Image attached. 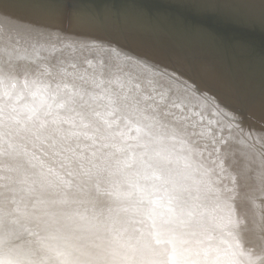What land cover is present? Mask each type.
I'll return each instance as SVG.
<instances>
[{"label":"snow or ice","instance_id":"6c2138e0","mask_svg":"<svg viewBox=\"0 0 264 264\" xmlns=\"http://www.w3.org/2000/svg\"><path fill=\"white\" fill-rule=\"evenodd\" d=\"M190 6L226 9L242 23L259 7L264 24V0H192ZM18 7L36 23L45 20L60 30L5 17L0 25L37 38L55 35L61 42L65 24L87 35L109 22L108 13L93 11L83 0H19ZM14 52L8 53V70L0 68V264H256L242 250L238 237L245 226L234 217L226 192L221 200L206 188L203 200L210 193L218 201L213 208L192 195L188 176L157 131L170 122L146 123L119 94L101 104L102 97L65 82L63 73L57 81L30 77L33 70ZM140 62L162 86L161 100L175 88L168 104L197 99L205 108L202 119L215 113L216 126L200 125L211 128L213 140L218 133L223 140L228 125L239 126L238 111L222 98L248 103L239 72L218 77L220 93H213L175 69ZM149 220L147 232L134 227ZM214 234H226L228 246L214 245ZM257 239L264 253V219ZM161 244L168 246L163 252Z\"/></svg>","mask_w":264,"mask_h":264},{"label":"bare ground","instance_id":"6f19581e","mask_svg":"<svg viewBox=\"0 0 264 264\" xmlns=\"http://www.w3.org/2000/svg\"><path fill=\"white\" fill-rule=\"evenodd\" d=\"M83 2L93 11L98 13L104 11V13L109 14V22L105 29L85 35L72 28L64 30L65 25H63L62 31H60V36L63 37V42H61V39L55 35L50 38H37L27 33L17 34L15 31H10V26L7 24L0 25V68L8 70L10 59L8 53L12 48H15L16 52L12 53V56L30 66V69L33 70L29 72L30 77L34 76L30 73L41 67L44 71H41L40 75L48 76L45 72L49 69L50 72H54L59 65H68L69 63L67 61L60 62L52 67L50 62L40 63L36 60L33 62L31 61L33 57L29 54L36 53V51L31 48L35 50H38V47L53 49L60 44L66 47L65 51L67 50L68 54L75 56L76 53L73 48H78L76 45L85 44L70 39L85 38L84 40H91L94 43L113 46L109 43L110 40L106 38V32L114 35L117 40L123 41L124 38L127 41H134L135 44L145 45L140 49L147 50L148 54L156 59L162 57V46L163 49L167 50L166 52L170 58V60H163L167 63V67H173L186 77L188 71H190L189 68H191L197 75H200L203 83L202 87L213 93H220L218 77L229 71L239 72L243 76L247 88L248 103L238 106L233 104L229 97L223 96L222 98L229 107L238 111L239 117L242 116V112H246L244 117L246 116L247 121L249 116L264 121V92H262L264 90V24L261 23V10L259 7L251 10L248 21L242 23L234 19L226 9L209 11L192 7L190 6L192 0H83ZM220 2L227 3L228 0H220ZM249 2L259 5L261 0H249ZM18 4L19 0H0V17L12 18L14 23L20 24L32 22L35 26L42 27L43 30L48 32L54 33L60 30L59 27H53L45 20L36 23L35 18L28 16L18 7ZM113 18L116 21L117 19L121 20L123 37L115 34L118 31L112 30L114 28L113 23L119 27L115 21L112 22ZM257 39L259 40L257 41ZM47 41L51 44L45 43ZM68 46H72L69 48L70 50L67 49ZM187 47L189 51H192V64L187 62V58L182 54L183 51L187 50ZM104 50H111V48L105 46ZM98 51L102 52L101 49L96 52ZM141 53L145 54L142 51ZM93 56L96 57V55ZM117 56L119 57L118 62L123 61L125 65L124 68L119 65L120 70H117V72L127 68L130 71L142 69L143 64L136 62L129 56L125 57L123 54ZM14 62L16 61L14 60ZM193 66L194 68H192ZM100 74L112 76L108 80H98L95 84L99 87L105 84L114 85L120 80H126L123 75L113 74L109 70H103ZM88 80L93 83V80ZM101 83L103 84L99 85ZM137 85V83L134 84L132 89L136 90ZM156 86H158L157 83ZM150 87L152 86L148 84L149 91L147 93L152 95V88ZM158 88L162 90V87L158 86ZM138 89L144 91L139 85ZM176 90L173 88L172 91L168 92V96L171 97L169 93L173 94V91L176 92ZM157 94L160 93L157 92ZM94 96H97V94ZM98 97H102L101 100L104 101L108 99L107 96L103 95H98ZM154 101L156 110L158 109L157 106L162 108V102H157L158 99ZM187 103L193 104L194 110L197 109L201 113L205 111L203 104L198 103L197 99ZM173 106L171 104L169 108H165L167 110L164 114H160L163 118L162 122H170L167 129L158 127L157 131L163 136L164 146L172 153L176 162L175 166L188 176L186 183L191 187L192 195L194 197L201 196L202 202L207 204L209 208L215 207L218 201H215L210 193L207 194L209 199L203 200L207 187L212 188L215 195L220 196L221 200L224 199L222 193L226 192L227 196L231 198L229 203L234 217L238 218L245 226V233L238 237L242 250L248 259L260 264L264 253L260 250L257 237L259 236L262 219H264V184L260 183L258 179L264 180V162L260 158L261 155L264 156V147L261 143L258 144L256 140L250 138L249 135L263 140L264 131L261 130L262 128L259 129L258 126L252 125L251 123L255 124L254 121H251L247 127L246 125L244 127L228 125L222 133L225 141L218 143L213 140L211 128L200 126L208 124L209 121H212L213 126H216L218 117L214 112H210L203 119L201 114L193 112V115L197 114L198 118L192 122H186L184 118L177 115L179 112L172 109ZM179 109H183V107ZM147 116L150 119H147L146 123L157 121L155 117L152 118L148 114ZM217 135L219 137L221 134L218 133ZM203 136L208 137V143L204 142ZM252 147L259 153H252ZM212 150H214L215 158H213ZM223 155L226 156L228 161L223 158ZM216 164H220L219 166L223 169L222 173ZM237 164L249 173L246 179L247 185L244 188L236 184L239 182L240 175L232 173L241 170L237 167ZM249 166L250 169H248ZM215 172H218L219 175L216 176ZM222 178L225 182L228 181L225 188L222 186L224 183ZM233 179L236 183L230 182ZM221 214H224V212H221ZM150 223L149 220L146 224H135L134 227L147 232ZM229 239L226 234L223 236L214 234L212 242L214 245L227 247ZM167 247L163 244L157 246L159 252H163ZM155 258L164 259L162 255Z\"/></svg>","mask_w":264,"mask_h":264},{"label":"water","instance_id":"95a60500","mask_svg":"<svg viewBox=\"0 0 264 264\" xmlns=\"http://www.w3.org/2000/svg\"><path fill=\"white\" fill-rule=\"evenodd\" d=\"M103 13H104V11H103ZM103 13H101V14H103ZM114 21L119 25V27L116 26L115 23H113L114 28L112 30L118 31L119 33L116 32L115 34H119L120 36L123 37L122 25L120 23L121 20L117 19V21H116V19L113 18L112 22H114ZM69 29H70V27L67 24H65L64 30H69ZM44 31H47V30H44ZM120 31H121V33H120ZM105 35H106V38L108 40H110L109 43L113 46H110L109 44L102 45V44H98L96 42L94 43L91 40H84L85 38L84 39L83 38H72V39L69 38L71 41L76 40V41L83 42V44H85L86 47H81V45H76L78 48H73L75 53H76L75 56L73 54H68L67 50L65 51L66 47L61 46L60 44H58V46L54 47L53 49H50V48L43 49V47H38V50H35L36 53L29 54V55L31 57H33L31 59V61L34 62V60H36L37 62H40V63L50 62L52 67L55 65H58L60 62L64 63L67 61L69 63L68 65H63V64L59 65L54 70V72H50V69L45 72V74L48 75L47 77L53 79L54 81L61 79V77L59 75H57V73H63V75L65 77V82H68L70 84L75 83L79 88L86 90L88 93H90L93 96L97 94V96L103 95V96H107L108 98L111 97L113 99H116L117 95L119 94V95L124 97L123 102L129 105V111H134V112H136V114H142L143 116L147 117L148 119H150V117H148L147 114L149 116H151L152 118L155 117L156 120H161L162 115H160V114H164L167 110L165 108H169V106L171 105V104L167 103V99L171 98L174 95L175 91H173V94L169 93V95H171V97L168 96V93H167L166 98L164 100H161V96H160V94H157V92L158 93L161 92V89L158 88V86L159 87H162V86L158 85V84H157L158 86H156V82L152 79V76H151L150 71L147 68L146 64L141 63L140 61L145 60V61H148L150 63H156V64H159L162 66H166L167 63H165L163 60H170L169 55L166 52L167 50L163 49L162 46L159 44L161 46V50H162L161 51L162 57L159 59H156L151 54L149 55L147 50L140 49L142 47H145V45H143L141 43H139L140 45L138 43L135 44L134 41H127V40H124V38H123V41L117 40L114 35L107 34L106 32H105ZM95 38H98V37H95ZM258 40L259 39H257V41ZM45 43L51 44L49 41H47ZM105 46L108 48H111V50H103L102 52L98 51L99 53L96 52L98 49H101V47L104 49ZM70 47H72V46H68L67 49L70 50L69 49ZM31 49L34 50L33 48H31ZM113 50H115V51H113ZM80 51H82V52H80ZM141 51L144 52L145 54H142ZM118 53L125 55V57L129 56L130 58H132L136 62L143 64L141 67L142 69H140V70L136 69V70L130 71L127 68L126 70H123L121 72H117V70L118 71L120 70L118 68L119 65L122 68L125 67L123 61L118 62V60H117V59H119V57L117 56V55H119ZM182 54H183V56H185L187 58V62H189L191 64L193 63L192 51H189L188 47H187V50L185 52L184 51L182 52ZM211 54H213V53L211 52ZM92 55H96V57L95 56L92 57ZM180 56H181V54H180ZM121 58L124 59L123 57H121ZM202 58H204V57L202 56ZM207 59L210 61V59L208 57H207ZM32 66H34V65H32ZM109 68H116V69L111 70ZM168 68L174 69L173 67H168ZM192 68H194V66ZM37 69L38 70L34 71L33 73H30L31 75H34L32 77L39 76L41 71H44L42 67L37 68ZM189 69H190V71H188L189 73H187V75H188L187 77H191L192 79L196 80L201 86H203L200 75H197V73L192 71L191 68H189ZM103 70H107V71L109 70L113 74H116V73L121 74V75H123L124 79L126 78V80H124V81L120 80L117 84H114V85H107L104 83L105 85H103L102 87L96 86L95 83L98 80H108V78H111V76H112V75L105 76V75L100 74ZM98 71H101V72H98ZM88 79L93 80L94 84L89 82ZM119 79H121V78H119ZM135 82L139 86H141L142 89H144V91H140L138 89V85H137V89L133 90L132 88L134 87V84H136ZM102 84L103 83H101L99 85H102ZM148 84H150V86H152V87H150V88H152L151 89V91H152L151 93H153L152 95H149V93H147L149 91L147 88ZM149 96H153V97H155V99H158L157 102H162V108H160L159 106L156 105L158 107V109L156 110L154 107V103H155L154 100L155 99L154 100L148 99L147 97H149ZM98 102L103 104V103H106L107 101L99 100ZM173 105H174L173 106L174 108H172V109H174L175 112H179V113H177V115L184 118V120L186 122H192L194 119L198 118V116H196L197 114L195 116L193 115V112L194 113L198 112L199 115L202 114L201 111H199L197 109L194 110L193 104H191V103L186 102V106H180L179 102L177 101V104H173ZM180 107L181 108L183 107V109H179ZM180 110H182V111H180ZM245 113L246 112H242V116L239 117V126L244 127L246 125V127H247L251 121H254L255 124L254 123H251V124L258 126L259 129L262 128L261 130L264 131V121L263 120H257L255 118H253V116H249L248 117L249 119L247 121L246 116L244 117ZM158 115L160 118L157 117ZM205 125H207V123ZM249 137L252 138L254 141L256 140V142L258 144L261 143L262 146L264 147V139L260 140V139L254 138L253 136H250V135H249ZM203 140H204V142L208 143V137L203 136ZM215 141H217L218 143H222L223 141H225V139L220 140L218 138V135H217V140H215ZM251 149H252V153H254V154L259 153L253 147ZM213 151L214 150H212V153L214 154L213 158H215V153ZM209 153H210V151H209ZM223 158L227 159L225 155H223ZM260 158L264 162V156L261 155ZM227 161H228V159H227ZM225 164H227V163L225 162ZM216 165L219 167V169H220L219 171H221V173H222L223 169L219 166L220 164L219 165L216 164ZM237 167H239L241 170H239V172L234 171L232 173L240 175L239 182L236 183L234 181L235 179H233L230 182L239 184L242 188H244L247 185L246 179L249 176V173H247V171L245 172L243 167L238 165V164H237ZM248 169H250V166L248 167ZM218 175L219 174L217 172L216 176H218ZM250 175H251V173H250ZM254 176H255V173H254ZM225 180H227V179H225ZM258 180H260L259 182L262 183L261 179H258ZM222 181H224L223 178H222ZM227 182L228 181H226V182L224 181V183L222 185L224 188H225Z\"/></svg>","mask_w":264,"mask_h":264}]
</instances>
